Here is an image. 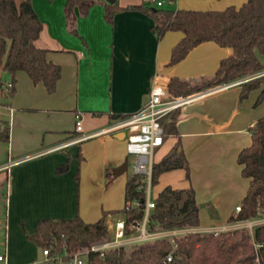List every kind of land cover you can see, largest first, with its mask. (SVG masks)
Masks as SVG:
<instances>
[{
    "label": "crops",
    "instance_id": "obj_1",
    "mask_svg": "<svg viewBox=\"0 0 264 264\" xmlns=\"http://www.w3.org/2000/svg\"><path fill=\"white\" fill-rule=\"evenodd\" d=\"M116 1L121 9L110 22L104 17L103 3L92 6L86 15L75 9L72 33L64 17L65 0H31L42 23L34 44L48 50V60L60 66L61 75L54 92L49 94L42 83L33 84L26 73L19 72L13 95H0V129L7 125L10 128L9 141L0 140V236L4 234L0 254L6 256L3 264H29L39 259L38 247L28 239L39 219L79 216L92 223L102 217L103 206L99 207L98 199L83 187L86 170L95 181L93 173L101 168L106 186L119 181L118 177L126 172L118 176L114 173L128 157L125 138H116L117 133L50 150L79 135L74 129L75 115H80L84 134L103 129L116 120L114 116L137 112L152 85L166 86L172 78L190 86L201 85L232 53L231 48L209 41L194 47L178 63L168 65L171 50L183 33L166 31L158 37L151 30L150 16L130 7L144 4L175 11L179 0L166 1L162 7L144 0ZM188 1L182 9L220 11L229 6L239 8L246 0ZM4 73L1 72L2 80ZM239 92V82L197 92L201 97L179 110L177 133H164L163 144L154 151L160 152L161 159L179 141L189 178H185L183 169L164 172L166 184L159 191L167 185L191 187L199 206L198 226L161 231L168 237L236 228V222L228 219L248 186L236 158L251 143L249 126L264 115L255 108L258 89L243 100H239ZM7 151L16 157H10ZM66 161L67 170L58 172L57 167ZM124 186L125 183L123 196ZM109 213L104 222L110 232ZM124 219H116L113 228ZM136 233L138 230L133 229L126 235Z\"/></svg>",
    "mask_w": 264,
    "mask_h": 264
},
{
    "label": "trees",
    "instance_id": "obj_2",
    "mask_svg": "<svg viewBox=\"0 0 264 264\" xmlns=\"http://www.w3.org/2000/svg\"><path fill=\"white\" fill-rule=\"evenodd\" d=\"M51 1V0H50ZM97 3H103L104 17L111 21L114 13L121 9L117 1L105 0H65L64 17L66 25L75 33V9L86 15ZM153 20L151 30L158 36L166 31H181L182 39L176 43L170 54L168 65L182 60L187 53L204 42H214L220 47H229L231 55L222 59L214 75L204 80L206 87L239 82V100L245 99L252 90H259L255 104L264 98V0H246L239 8L229 6L220 11H200L178 9H155L144 4L131 6ZM42 23L32 7L31 0H0V90L4 83L1 72L11 76L15 92L16 75L24 72L33 84L42 83L51 94L60 79V66L47 58V49L38 48L34 41L38 38ZM190 86L186 81L172 78L166 85L174 96H185L200 90L203 85ZM179 109L163 118L165 134L176 132ZM127 115H116L114 119ZM248 131L251 143L241 149L236 161L241 167V175L248 180L244 197L239 203L240 210L228 219L229 222L252 220L264 217V115L258 118ZM9 126L0 129V140L8 142ZM180 143L166 153L152 166L151 185L167 171L183 169L189 178L187 160L179 149ZM68 168V161L57 167L58 172ZM7 180V179H6ZM124 201H136L137 205L124 208L125 233L127 225L142 222L145 196L140 188L139 176L131 174L124 186ZM154 207L149 211L145 230L149 233L175 229L195 228L199 224V206L194 190L172 188L167 185L153 199ZM104 216L88 223L79 216L70 219H39L35 232L28 239L37 247L48 248L52 252L73 253L88 249L92 244L110 239L111 233L104 222ZM253 242L258 248L260 263L264 264V223L257 224L252 234L246 228H235L213 232H187L184 234L158 237L126 246L110 248L102 255L88 254L87 264H255ZM170 257L167 261L166 258Z\"/></svg>",
    "mask_w": 264,
    "mask_h": 264
},
{
    "label": "built area",
    "instance_id": "obj_3",
    "mask_svg": "<svg viewBox=\"0 0 264 264\" xmlns=\"http://www.w3.org/2000/svg\"><path fill=\"white\" fill-rule=\"evenodd\" d=\"M172 0H144L146 4H155V7H162L165 2ZM233 84V83H230ZM226 84V85H230ZM225 86H216L215 89H221ZM13 88V84L9 82L4 85L5 92H9ZM210 92V91H208ZM1 94V90H0ZM202 94H189L185 96L171 95L166 86L152 85L143 106L135 113L127 115L124 118L114 120L108 126L95 132L84 134L80 124V115H75V131L79 134L64 144L58 145L50 150L63 148L64 146L79 143L88 138L100 136L104 134H112L124 132L126 140V152L128 157H133L132 170L134 175L139 176L140 188L143 190L145 196L144 217L142 222H132L127 225V229H137L136 235H126L125 225L123 222L115 225L113 237L110 239L94 243L88 249H83L73 253L67 252H52L48 248L41 249V257L38 260H33L29 264H87L88 254L96 252L102 255L110 248L126 246L128 244L150 240L158 237H166L161 231L149 233L145 230V223L148 218L149 211L154 207V201L151 197V176L152 166L154 164L153 154L155 149L160 147L164 141V129L162 126L163 118L167 117L173 111L182 109L185 105L201 97ZM129 167V165H127ZM136 201H126L124 204L125 209H130L136 206ZM239 205L235 207L234 214L239 212ZM260 217V216H259ZM259 217L252 220L237 221L236 228H249L252 234V225L264 223V218ZM217 234L218 230H213ZM255 252V264L260 263V255L258 248L260 243L253 242ZM5 253L0 254V262L5 261ZM167 261L170 257L166 258Z\"/></svg>",
    "mask_w": 264,
    "mask_h": 264
},
{
    "label": "rangeland",
    "instance_id": "obj_4",
    "mask_svg": "<svg viewBox=\"0 0 264 264\" xmlns=\"http://www.w3.org/2000/svg\"><path fill=\"white\" fill-rule=\"evenodd\" d=\"M187 3H189L188 0H179L178 5H177L178 9H182V7L184 5H186ZM9 76H10V74L8 72H5L3 74V83H6V82L10 81ZM202 85H203V87L200 90H197L196 92H193V93H197V92H200V91H206V90L214 88V86H215L214 85V86L206 87V86H204L205 85L204 83ZM3 92H5V91H3ZM7 94H8V92H7ZM255 108L258 111H261V110L264 111V98L255 106ZM125 142H126V140H125ZM7 153L10 154V157H16V155H12L11 154V151H7ZM159 154H160V152L154 154V156H153L154 162H158L159 161V159H160L159 158L160 157ZM133 162H134L133 157L132 156L128 157V165H129V167L126 170V172L122 176L118 177L119 181H116L115 183L110 184L108 186H106L105 185V181L102 180L103 176H102V171L100 170L101 168H98V170H96L93 173L95 175V177H94L95 181H94L93 177L91 178V176H90L91 172H88V170H86L83 173V185H84L83 187L87 188L88 189V193L93 195V196H95L98 199L99 207L103 206V211L104 212L102 214H108L110 212L109 213L110 214V218L108 217V219H109V223H110L109 224L110 225L109 228H110V232H111V237H113V233H114V228L113 227H114V224L116 222V219H120V218L125 217V213H124V196L122 194V187H123V184L125 183L127 177L133 173V170H132ZM176 172H178V171H176ZM181 179H182V182H183L184 181L183 178H181ZM165 184L166 183H165V181L163 179V176L161 174L158 177V179H157V183L154 184L153 187H152V198L153 199L157 197V192L159 191L160 187H162ZM106 211H109V212H106ZM254 226L255 225H252L251 229H253ZM246 229L249 231L248 227ZM3 235L0 236V252H2L4 250V246L2 244L3 243L2 239H4ZM2 236H3V238H2ZM37 251H38V253H37L38 254V258L40 259V257H41V248L38 247ZM0 264H3V262H0Z\"/></svg>",
    "mask_w": 264,
    "mask_h": 264
},
{
    "label": "water",
    "instance_id": "obj_5",
    "mask_svg": "<svg viewBox=\"0 0 264 264\" xmlns=\"http://www.w3.org/2000/svg\"><path fill=\"white\" fill-rule=\"evenodd\" d=\"M107 3H113L114 0H105ZM124 132H119L116 134V138L118 139H123L124 138ZM127 165H128V157L126 156L123 160V162L116 168V170L114 171L115 175H121L123 174L126 169H127Z\"/></svg>",
    "mask_w": 264,
    "mask_h": 264
}]
</instances>
